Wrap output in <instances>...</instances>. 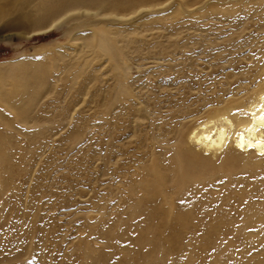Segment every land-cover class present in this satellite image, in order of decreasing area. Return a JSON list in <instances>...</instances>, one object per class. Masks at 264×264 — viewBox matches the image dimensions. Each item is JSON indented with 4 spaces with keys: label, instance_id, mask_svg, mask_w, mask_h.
<instances>
[{
    "label": "rangeland",
    "instance_id": "1",
    "mask_svg": "<svg viewBox=\"0 0 264 264\" xmlns=\"http://www.w3.org/2000/svg\"><path fill=\"white\" fill-rule=\"evenodd\" d=\"M247 1L156 0L119 8L125 21L98 11L48 31L32 21L0 30V64L31 88L14 108L0 102V264H264V223L243 227L250 205L264 208V161L188 186L177 200L194 221L180 236L154 237V248L130 215L141 167L167 162L180 133L264 79V9ZM104 27L125 34L127 74L84 47ZM41 70L48 84L37 90ZM2 91L19 93L12 83Z\"/></svg>",
    "mask_w": 264,
    "mask_h": 264
},
{
    "label": "bare ground",
    "instance_id": "2",
    "mask_svg": "<svg viewBox=\"0 0 264 264\" xmlns=\"http://www.w3.org/2000/svg\"><path fill=\"white\" fill-rule=\"evenodd\" d=\"M154 1L156 0H118V2L114 0H71V6L67 7L64 0H0V30L13 31L26 28L28 22L32 21L39 26L47 25L46 31H48L55 26L62 25L66 17L67 21H74L77 20L76 16L80 14V19L83 16L89 19L98 15V11L106 12L105 15L107 16L119 18V21L120 19L125 21V17L128 15H119V8L131 4L132 7L139 5L141 10H150L154 8V4H152ZM248 3L250 0L247 1ZM254 3L264 9V0H255ZM100 4L101 6L98 7ZM251 4L248 5L252 6ZM107 5H112L115 9L108 11ZM90 7L97 8L91 9ZM65 10L66 12L61 14ZM134 13L136 12L134 11ZM12 16L15 17L12 18ZM142 21V18L130 19L128 24L138 26ZM123 23L120 24L123 25ZM112 25L119 26L117 23ZM76 26L73 24L71 27L74 29ZM87 26L90 25L86 21V24L81 27ZM94 29L99 31L97 28ZM94 29L91 28L93 34L88 41L86 40L84 47L98 50L96 52L102 51L108 60H113L112 62L117 65L116 67L122 69L123 74H127L128 70L125 64L128 60L123 48H119L120 42L125 40L120 37H124L125 34L102 28L97 35L98 32L96 33ZM118 69L116 72L119 71ZM17 71L13 70L7 62L0 64V102H3L2 105L5 103L10 107L17 106L18 96L21 94L28 95V91L31 90V88L28 90L30 87L28 80L23 79L22 74H14ZM33 77L34 82H36L34 84L36 88L38 87L37 90L48 84L46 81L48 76L44 70ZM7 83L14 84L19 93L5 96L2 89ZM6 94L8 93L6 92ZM235 96L224 99L222 101L223 106L212 110L213 115L193 124V127L187 130L185 134L180 133V137H178L180 140L171 149L167 162H155L154 160L146 164L144 168L141 167V176L137 179L136 191L134 192L135 194L136 192L139 193L138 207L133 209L130 215L138 218L141 216L138 227L139 236L141 240H151V247L154 248L155 246L153 244L154 237L180 236L194 221L192 206L177 200V197L187 196V191L190 190L188 186L207 182L208 179H214L217 175H222L225 172L229 173L233 166L242 161L243 167L249 170L264 161V79L247 97L246 95L245 97ZM7 105L5 106L7 107ZM137 108L138 111H142V106ZM145 116L146 114L142 118L144 119ZM1 139L0 136V141ZM1 154L0 147V156ZM163 154L159 153L158 155ZM247 155L255 156L254 160H245L243 157ZM217 157L221 159L215 160ZM251 188L253 187L251 186ZM236 194V192L228 191L226 198H232ZM248 194L249 191L246 189L239 193L241 199H244ZM141 203H149L150 206L140 208ZM245 220L247 223L242 224L243 227L256 222L264 223V208L250 205L245 212ZM239 234L242 235L243 230L239 231ZM252 263L260 264L263 261H252Z\"/></svg>",
    "mask_w": 264,
    "mask_h": 264
}]
</instances>
